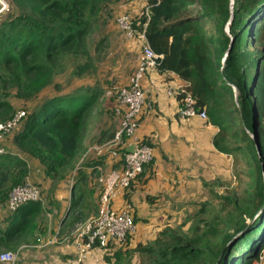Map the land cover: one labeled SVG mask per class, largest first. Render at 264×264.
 Segmentation results:
<instances>
[{"label": "trees", "instance_id": "trees-1", "mask_svg": "<svg viewBox=\"0 0 264 264\" xmlns=\"http://www.w3.org/2000/svg\"><path fill=\"white\" fill-rule=\"evenodd\" d=\"M6 1L9 11L0 14V125L10 122L19 109L28 114L4 137L8 151L0 155V205L13 188L27 182L39 188L42 198V186L30 180L27 158L40 165L50 182L47 198L51 203L57 188L77 168L69 209L73 212L64 227L69 233H60L71 237L92 217H85L83 210L91 211L88 194L92 192L79 162L85 154L87 112L96 108L99 94L77 89L71 95H44L58 88L55 79L68 70L74 79L96 72L93 52L100 51L105 38L94 51L89 40L98 27H106L118 0ZM230 3L147 0L140 15L131 17L136 32L145 27L146 44L158 57L157 73H173L187 82L196 108L205 111L207 122L217 129L213 149L234 163L237 158L246 161L250 177L246 190L243 195L214 192L215 205L206 200L195 202L180 224L163 226L145 243L131 247L134 234H129L124 242L108 243L104 249L93 245L90 250L103 251L105 264H130L133 259L138 264H252L264 249V210L256 217L264 207V0H233L231 22ZM11 9L17 10V15H12ZM102 13H107V20L101 18ZM177 100L180 105V98ZM18 102L22 108L17 109ZM112 102L113 111V97ZM142 142L154 149L152 136ZM9 144L21 156L11 153ZM106 158L88 159L84 167H90L93 176L94 166L106 168ZM152 170L151 161L124 194L132 205L134 223L132 192L138 182L145 183L144 173ZM158 198L147 196L146 201L152 205ZM43 210L40 201L27 203L16 213H8L5 221L0 220V255L16 252L34 237ZM254 230L258 233L255 237ZM250 235L249 251L237 255L239 245Z\"/></svg>", "mask_w": 264, "mask_h": 264}, {"label": "crops", "instance_id": "crops-1", "mask_svg": "<svg viewBox=\"0 0 264 264\" xmlns=\"http://www.w3.org/2000/svg\"><path fill=\"white\" fill-rule=\"evenodd\" d=\"M146 3L147 0H118L117 2H115L112 7V19L108 24V27H111L110 31L117 32V34L124 36L122 31L115 26L116 19L113 18V14L117 15L116 18L126 14H129L132 17H137L146 8ZM125 39L126 41L121 45L114 43L111 49V53L117 51L116 49H118V51H121V56L125 60H120L118 56V59L122 62H119L114 70L116 71V73H119V76L124 77L120 80L119 83L123 82L125 85H127L129 79L126 72L128 71L129 74L132 70L135 69L137 65L138 55H136V52L138 48H136L135 42L137 41L135 38H133L135 39V42L133 40H128L127 38ZM95 47L96 45L93 48L95 49ZM131 57H133V64L131 61H128V58ZM121 72L124 74L120 75ZM179 87H188V83L180 80L173 73L160 75L157 73L155 68L149 70L142 82V88L146 93V102L144 107V114L140 118V125L137 135L142 140L151 136L154 138L155 142L152 159L153 170L151 172L146 171L144 173V179L146 181L144 184H142V182H138L134 191L132 192L131 201L135 208V216L137 218V222H140L141 220V222L144 224H147L148 221L145 218H140L139 216L141 215L139 214V212H152L153 214L158 215V219L165 216L167 218L168 215L167 212H164L166 211L164 210V208L167 204H170L173 201L172 195H174L173 191L175 186H179V188L183 186V184L187 181L184 177L188 172L192 175V177H194L195 173H199L201 171V157H203L204 154L202 143H204L205 140H208V146L211 147V150L216 155L225 156L222 154H218L213 149L211 144L213 137L217 133V129L211 126L207 121L198 118L184 120L179 117V103L177 98L169 96L167 94L169 90L177 89ZM109 88H111V91L107 90L105 95L109 97L112 102V94L114 92V90L112 89L114 87L110 86ZM112 108L113 102L108 107V109L110 110V112H108L110 116L113 114ZM112 116L116 117L114 114ZM111 123L109 124L111 125ZM106 127L109 126H107V124L103 121L101 122V126L95 129L92 128V123L89 125V132H87L86 138L84 140L85 153L87 151L86 148L92 139L96 138L98 143H101L103 141L104 138H102V136H105L107 132V129H105ZM112 135L113 131L110 137H112ZM202 140L204 141L202 142ZM8 148L11 153L21 156L10 144ZM26 161L30 167V180L42 186L44 189H49L50 182L45 179L43 170L40 165L30 158H27ZM110 167L116 168L118 167V164L116 163V161L114 162V160H112L110 157H107L106 169H109ZM76 169L74 173L69 176L68 180L57 188L55 194L53 195V202H49V206L51 204L54 205V218L59 219L58 232H54V234H56V236L58 237H62L60 233L66 235L67 233H69H66L67 230H65L64 227L65 225H68L70 221L69 213L72 214L73 212L69 211V209L72 201L74 200L73 186L77 181V176L79 175H77ZM81 169L84 170L83 173H85V176H87L88 178L90 176V167L88 169H85V167L84 169ZM175 180L177 181L175 182ZM192 180L195 179L192 178ZM164 190L166 192H164ZM167 192H171L172 195L167 194ZM141 193L144 194V200L142 204L143 207H140L138 204L141 198ZM147 196L160 197L161 199H156L151 205L146 201ZM156 202L159 203L157 205V208L151 209L156 205ZM122 203L123 200L121 198H118L115 201L114 205L118 207L121 206ZM0 206L1 208L3 207L2 205ZM166 208L169 209V207ZM1 210L2 212L4 211L3 208ZM83 210L85 213V217L87 218L92 214L89 212L86 213L85 209ZM43 213L44 215H48L46 214L45 210H43ZM4 216L5 215L3 212L2 217ZM167 224L169 223L165 222L159 224L157 229L154 231L153 236L146 240H142L139 233H137L136 236L133 235L131 247L136 243H145L149 240H152L155 233ZM66 235L64 237H66ZM60 242L61 238L59 239L58 244H55L54 246L52 245L50 247L48 245L44 250L38 249L34 252L27 251L26 254H28V259H31V263L35 262V264H38L37 262H39V264H85V261L92 260V255H96L97 257H99L100 254L103 259V251H101L100 249L89 250L81 256L73 242ZM26 254H24V256Z\"/></svg>", "mask_w": 264, "mask_h": 264}, {"label": "rangeland", "instance_id": "rangeland-1", "mask_svg": "<svg viewBox=\"0 0 264 264\" xmlns=\"http://www.w3.org/2000/svg\"><path fill=\"white\" fill-rule=\"evenodd\" d=\"M4 1L8 5V2L6 0ZM192 10L195 13L198 12L197 8H193ZM10 12H13L12 15H17L18 11L15 9H11ZM0 14H3V13H0ZM106 14L107 13H102L101 18L103 19V17H105L104 20H107L108 16ZM126 16H130V15L126 14ZM116 17L117 15L113 14V18L116 20H118L121 16H119L118 18ZM102 19H100V21ZM111 19L112 18H109L107 20V25L103 29H100L98 27L95 30V32L91 35L90 40H89V47L93 50L94 49L93 47L95 45L100 43L101 40H104L102 39V37H105V40L101 44L100 51L97 54L93 52V56L96 59V72L91 76H86L80 79H74V77H72L70 74V70H68L64 74L57 76V78L55 79V84L58 85V88H55L53 90H48L46 91L47 93L44 95L45 98L51 97L53 95H58V96L67 95V94L71 95L77 89L88 91L89 94L93 92H97L99 94L98 96L99 101L97 102L96 108H94L92 111L89 110L87 112V124H86L87 126L83 133V138L85 140L86 134L87 132H89V125L91 123H92V128L94 129L97 127H100L102 121L105 122L107 126L109 127L105 128L107 129V132L105 136H102V138L104 139L101 143H98L96 138L92 139L90 143L87 142L89 143V145L86 143L88 145L86 148L87 151L84 154L82 160L79 162V164H81L79 167L81 168L82 167L84 168V166H86V164L88 163L87 162L88 159L93 160L97 157H100V156H96L95 154L96 150H92L93 147H96L97 144H101L100 145L101 147L103 144H108L109 142H111L113 139L112 137H114L115 132L120 128V118L117 119V117H113L112 115L114 113L111 115L112 116L111 117L110 114L108 113L110 112L108 107L110 104H112V102H111V99L105 95L106 91L107 90L111 91V88H109L110 86L114 87L112 89L114 91L127 86L136 69L135 67V69L132 70L131 73L129 74H128V71L126 72L128 79H129L127 85H125L123 82L119 83L120 80L124 77L119 76V73H116L114 68L119 64V62H122L120 60L124 58L121 56V53H120L121 51H118V49H116L118 52L114 51L113 53H111V49L114 43L121 45L122 43L126 41L125 38L127 37L123 32L122 33L124 34V36L117 34V32L110 31L111 27H108V24L111 21ZM116 20H115V26L117 27ZM127 39L133 40L135 42V39L133 38L132 39L127 38ZM136 41H137L135 42L136 48H138L136 55L139 56L141 44L139 43L137 39ZM118 56L120 60L118 59ZM132 58L133 57L128 58V61H131L133 64ZM123 74L124 73L122 72L120 73V75H123ZM22 107L23 106L21 102H18L17 109L22 108ZM144 107H145V104H144ZM26 112L27 111L24 109H19L15 113V115L18 116L22 114L23 117L20 119L16 128L5 131L2 137V140L0 142V148L4 149V153L8 151L4 143V137L6 138L7 136L11 135L22 124L24 119L27 117L28 113L26 114ZM184 120H187V119H184ZM109 123H111V125ZM112 131H113V135L112 137H110V135L112 134ZM203 141L204 140H202V142ZM202 146L204 149V154H203V157H201V171L199 173L198 172L195 173L194 177H192V175L188 172L184 177L187 181L183 184L181 188H179V186H175L174 191H173L174 195H172L171 192H167V194H171L173 196V201L170 204L166 205V207H169V209H167L166 207L164 208V210H166L164 212L165 213L167 212V215H168L167 218L165 216L163 218L158 219V215H155L152 212H148V213H145L144 211L139 212V214L141 215L139 217L147 219L148 223L144 224L141 222V220L140 222L134 223V228L131 234H134V236H136L137 233H139L142 240H146L153 236V233L157 229L159 224H162L165 222H168L169 224H172V225L180 224L183 218L185 217V215L191 213L192 208L196 206L195 202L197 201L202 202L206 200L207 202H210L211 204L215 205L216 200L213 198L214 192H219V194H222V195L236 192L238 195H243V192L246 190V187L250 181V177L248 175L249 167L247 166L246 161L242 158H237V161H235L234 163L232 159L228 156L216 155L211 150V147L208 146V140H205V142L202 143ZM192 178H194L195 180H192ZM88 181H89L90 192H92V195L88 194V203H89V208L91 210L89 211V213H92L90 216L93 217L94 216L93 212L95 211L94 208L97 210L96 213H98L101 187L97 182L96 173L93 176L90 175L88 177ZM176 181L177 180H175V182ZM47 189L48 188L44 189L43 187H41L42 198L40 202L42 203V207L44 208V210L46 211V214L48 215H44V213L41 214V219L39 220L40 227L37 231H35L34 237L27 243V245L18 249L16 252H13L15 254H19L18 257H16L17 259L16 264H35V262L31 263V259L30 260L28 259V254H26L27 251L34 252V251H37L38 249L44 250L48 245L50 247L52 245L54 246L55 244H58V241L60 238H61L60 243L74 242V241H71L73 236L62 238L54 234V232H58L59 219L54 218V214H53L54 205L51 204L49 206L50 200L47 197L50 196V192ZM164 192L166 191L164 190ZM140 197L141 198L138 204L140 207H143L142 204L144 200V194L141 193ZM158 199H161V198L159 197ZM158 204L159 203L156 202V205L151 209L157 208ZM148 206H151V205H148ZM2 208L4 209L3 211L5 215L4 217H2L3 216V212L1 210ZM2 208L0 206V220L5 221L8 218L7 217L8 212L6 210V205L4 204ZM247 225L251 226L252 221L249 220L247 222ZM257 234L258 233H256L255 230L252 233L253 237L257 236ZM252 235H250L249 237H251ZM253 237H251L248 241L243 242L239 245L238 248H239L240 254H237V255L241 256V254L247 253V251H249L248 246L252 242L251 239ZM236 242L237 241H235V243ZM24 254L26 255L24 256ZM91 259L92 260H89L90 262L86 259L88 262L85 261L84 263L85 264H105L101 257V254L99 257H97L96 255H92ZM254 262L255 261H253V263ZM37 263L39 264V262ZM130 264H138V260L133 259L130 262Z\"/></svg>", "mask_w": 264, "mask_h": 264}, {"label": "built area", "instance_id": "built-area-1", "mask_svg": "<svg viewBox=\"0 0 264 264\" xmlns=\"http://www.w3.org/2000/svg\"><path fill=\"white\" fill-rule=\"evenodd\" d=\"M8 11L7 3L0 0V13ZM134 22L132 17L126 15H122L116 20L117 27L122 30L126 37L137 39L141 47L137 57L136 69L129 84L112 94L115 99L113 113L117 118H120V128L115 132L111 142L102 143L101 147V144H97L92 149L96 150V156L110 157L120 164L110 170L101 165L92 168L97 174L101 194L97 215L89 218L72 233V241H74L73 243L81 256L89 251L93 245L104 249L108 243L119 244L124 242L126 236L131 234L134 228L132 205L125 201L124 194L132 182L143 172L144 167L153 159V149L144 144L137 134L146 100L142 82L149 70L155 68L158 57L146 44L145 27L141 32H136L133 29ZM167 94L180 98L178 115L181 119L198 118L207 121L205 111L196 108L195 99L187 91V87L171 89ZM22 117V114L15 115L10 122L0 125V142L5 131L16 128ZM1 154H4L2 148H0ZM118 198H121L123 203L116 207L114 203ZM39 201H41L39 188L27 182L11 190L5 205L7 212L14 214L21 206ZM18 255L11 251L3 252L0 255V264H16ZM253 264H264V249Z\"/></svg>", "mask_w": 264, "mask_h": 264}, {"label": "water", "instance_id": "water-1", "mask_svg": "<svg viewBox=\"0 0 264 264\" xmlns=\"http://www.w3.org/2000/svg\"><path fill=\"white\" fill-rule=\"evenodd\" d=\"M231 6H230V10H231V18H230V22L232 21V19H233V13H232V9H233V1L231 0ZM230 22H229V25H230ZM229 25H228V27H227V31H228V29H229ZM253 139H254V141H255V145H256V150H257V153H258V155H259V146H258V144H257V141H256V139L253 137ZM263 210H264V207H262L261 208V210L258 212V214L256 215V217L259 215H261V213L263 212ZM252 221V220H251ZM253 222V221H252ZM239 235H237L236 236V238L238 237ZM235 238V239H236ZM237 241V240H236Z\"/></svg>", "mask_w": 264, "mask_h": 264}]
</instances>
